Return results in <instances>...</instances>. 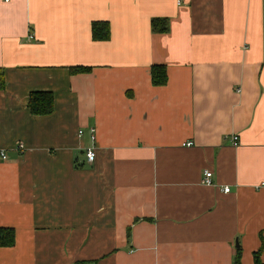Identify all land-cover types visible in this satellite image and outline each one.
I'll return each instance as SVG.
<instances>
[{
	"label": "crops",
	"instance_id": "crops-1",
	"mask_svg": "<svg viewBox=\"0 0 264 264\" xmlns=\"http://www.w3.org/2000/svg\"><path fill=\"white\" fill-rule=\"evenodd\" d=\"M0 71V264H254L264 0H0Z\"/></svg>",
	"mask_w": 264,
	"mask_h": 264
},
{
	"label": "trees",
	"instance_id": "trees-1",
	"mask_svg": "<svg viewBox=\"0 0 264 264\" xmlns=\"http://www.w3.org/2000/svg\"><path fill=\"white\" fill-rule=\"evenodd\" d=\"M167 20L155 19L152 21V30L154 33L168 32ZM93 36L96 40L109 39V26L107 24L95 23L92 27ZM151 78L154 86H165L168 82L167 70L165 66L156 65L151 69ZM4 88V76L0 71V89ZM28 108L34 116H48L54 111V96L46 92H35L30 96ZM15 245V232L14 229L0 228V247L9 248ZM254 254V264H264L260 259V252L264 247ZM242 249L238 245L237 253L235 256L234 264H241Z\"/></svg>",
	"mask_w": 264,
	"mask_h": 264
},
{
	"label": "built area",
	"instance_id": "built-area-1",
	"mask_svg": "<svg viewBox=\"0 0 264 264\" xmlns=\"http://www.w3.org/2000/svg\"><path fill=\"white\" fill-rule=\"evenodd\" d=\"M6 1L9 2V0H6ZM30 38H32V36ZM92 132H94V131H92ZM80 133H82V132H80ZM92 140L93 141L95 140L94 135H92ZM231 141H232V145L234 147H237L239 145V137L238 136H235V135L232 136L231 137ZM192 145H193V143H187L186 144L187 147H190ZM18 150H20V151L24 150V145H20L18 147ZM0 156H1V158L6 159L5 153H1ZM86 156H87V160L90 163H93L95 161V159H96V154H95V151L93 149H88L87 152H86ZM212 175H213L212 172L206 171L204 173V178H203V181H202L203 184H205V185H212V181H211ZM224 191H225V193H229L230 192V189L227 187V188L224 189Z\"/></svg>",
	"mask_w": 264,
	"mask_h": 264
}]
</instances>
